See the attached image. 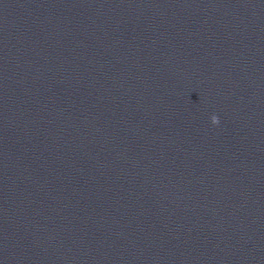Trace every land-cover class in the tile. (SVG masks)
Segmentation results:
<instances>
[{
    "label": "clouds",
    "instance_id": "clouds-1",
    "mask_svg": "<svg viewBox=\"0 0 264 264\" xmlns=\"http://www.w3.org/2000/svg\"><path fill=\"white\" fill-rule=\"evenodd\" d=\"M210 119H211V123L214 124V125H216V124L219 123V117L216 116V115H212V116L210 117Z\"/></svg>",
    "mask_w": 264,
    "mask_h": 264
}]
</instances>
